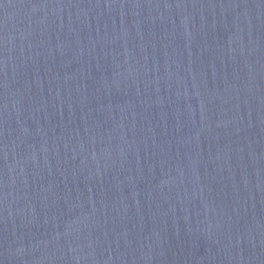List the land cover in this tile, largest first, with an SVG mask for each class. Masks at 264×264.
Instances as JSON below:
<instances>
[{
    "label": "water",
    "instance_id": "water-1",
    "mask_svg": "<svg viewBox=\"0 0 264 264\" xmlns=\"http://www.w3.org/2000/svg\"><path fill=\"white\" fill-rule=\"evenodd\" d=\"M0 264H264V0H0Z\"/></svg>",
    "mask_w": 264,
    "mask_h": 264
}]
</instances>
